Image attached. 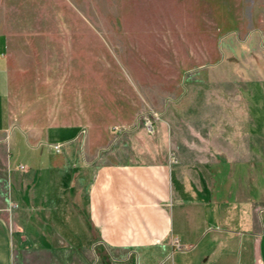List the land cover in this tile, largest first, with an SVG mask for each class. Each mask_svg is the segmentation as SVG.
Instances as JSON below:
<instances>
[{
	"label": "crops",
	"instance_id": "1",
	"mask_svg": "<svg viewBox=\"0 0 264 264\" xmlns=\"http://www.w3.org/2000/svg\"><path fill=\"white\" fill-rule=\"evenodd\" d=\"M10 39L0 28V264H264V81L244 115L190 98L171 148L121 150L43 116Z\"/></svg>",
	"mask_w": 264,
	"mask_h": 264
},
{
	"label": "rangeland",
	"instance_id": "2",
	"mask_svg": "<svg viewBox=\"0 0 264 264\" xmlns=\"http://www.w3.org/2000/svg\"><path fill=\"white\" fill-rule=\"evenodd\" d=\"M0 28L12 71L50 95L40 113L81 122V137L115 134L121 150L171 148L190 98L244 115L250 81H264V0H0ZM259 174L263 193L264 161Z\"/></svg>",
	"mask_w": 264,
	"mask_h": 264
},
{
	"label": "built area",
	"instance_id": "3",
	"mask_svg": "<svg viewBox=\"0 0 264 264\" xmlns=\"http://www.w3.org/2000/svg\"><path fill=\"white\" fill-rule=\"evenodd\" d=\"M148 124H149V126H148L149 130L150 131H153L154 125L152 124V122L151 121H148ZM54 146L58 150L61 148V145L59 143L58 144H55ZM174 160L177 161V159L175 158V156H174ZM177 248L182 249L183 248V245H181L180 243H177Z\"/></svg>",
	"mask_w": 264,
	"mask_h": 264
}]
</instances>
